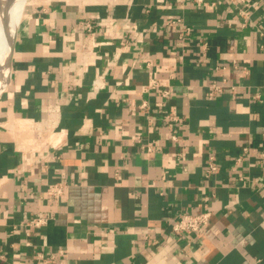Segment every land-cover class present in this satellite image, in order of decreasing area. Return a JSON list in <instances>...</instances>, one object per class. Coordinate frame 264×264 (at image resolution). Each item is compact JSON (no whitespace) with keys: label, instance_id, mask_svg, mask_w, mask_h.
Listing matches in <instances>:
<instances>
[{"label":"crops","instance_id":"crops-1","mask_svg":"<svg viewBox=\"0 0 264 264\" xmlns=\"http://www.w3.org/2000/svg\"><path fill=\"white\" fill-rule=\"evenodd\" d=\"M0 92V264H264V0H26Z\"/></svg>","mask_w":264,"mask_h":264},{"label":"built area","instance_id":"built-area-1","mask_svg":"<svg viewBox=\"0 0 264 264\" xmlns=\"http://www.w3.org/2000/svg\"><path fill=\"white\" fill-rule=\"evenodd\" d=\"M202 1V0H200ZM246 1V0H242ZM245 14H248L246 11ZM191 28L189 26H184L181 30L180 37L189 35ZM246 68V67H245ZM224 83H216L211 87L210 94L215 95L217 92H221L224 88ZM154 89H157L162 93L163 96H169V90L162 88L160 83L155 80L152 84ZM140 109L145 111L149 109V105L146 102L140 104ZM177 140V136H173ZM264 157V152L262 153ZM219 170V164L217 158L214 154H210L207 159L206 175L210 176L213 173H216ZM64 183L56 182L51 184L48 188V194L51 196H60L64 191ZM212 217V212L210 210H201L198 212L190 211H180L171 221L169 233L178 238H190L194 241L195 238L204 236L206 234V229L210 224ZM47 219L45 217H33L29 218L25 223L30 227L37 228L46 224ZM189 244V243H188Z\"/></svg>","mask_w":264,"mask_h":264},{"label":"bare ground","instance_id":"bare-ground-1","mask_svg":"<svg viewBox=\"0 0 264 264\" xmlns=\"http://www.w3.org/2000/svg\"><path fill=\"white\" fill-rule=\"evenodd\" d=\"M25 1L26 0H0L2 4L0 7V60L4 61V63L1 64L0 86H2L4 82L7 83L9 79L13 45Z\"/></svg>","mask_w":264,"mask_h":264},{"label":"rangeland","instance_id":"rangeland-1","mask_svg":"<svg viewBox=\"0 0 264 264\" xmlns=\"http://www.w3.org/2000/svg\"><path fill=\"white\" fill-rule=\"evenodd\" d=\"M8 36V35H7ZM4 63V61L3 60H0V71L2 70V65L1 64H3Z\"/></svg>","mask_w":264,"mask_h":264},{"label":"water","instance_id":"water-1","mask_svg":"<svg viewBox=\"0 0 264 264\" xmlns=\"http://www.w3.org/2000/svg\"><path fill=\"white\" fill-rule=\"evenodd\" d=\"M2 6V4L0 3V7Z\"/></svg>","mask_w":264,"mask_h":264}]
</instances>
